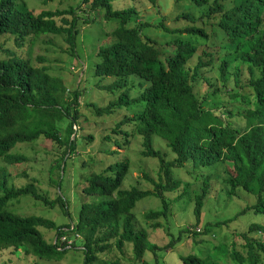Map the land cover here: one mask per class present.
<instances>
[{
  "label": "trees",
  "instance_id": "1",
  "mask_svg": "<svg viewBox=\"0 0 264 264\" xmlns=\"http://www.w3.org/2000/svg\"><path fill=\"white\" fill-rule=\"evenodd\" d=\"M28 1L0 0V162L8 167L21 164L26 158L15 154V148L44 138L55 144L58 153L63 149L56 162L60 170L77 149L75 127L81 114L76 107L82 92L74 87L73 98L67 101V88L49 68L21 56L12 45L21 48L40 37L61 36L75 56L82 27L92 21L78 16L76 8L36 15L27 8ZM113 1L82 0L105 20L118 23L113 32L116 40L99 48L91 67L97 84L118 98L106 108L92 107L100 115L112 114L115 108L132 114L126 115L114 132L125 137L127 147L130 133L122 126H133L132 131L143 138L142 156L158 161L164 183L145 175L151 192L133 189L119 193L130 164H113L106 170L113 176L94 175L83 193L101 199L118 196L98 205H84L76 221L59 224L45 217L22 218L10 211L11 202L30 196L50 210L62 207L70 217L62 197L52 201L40 194L36 180L10 188L8 173L1 168L0 249L18 251L23 247L25 253L46 260H60L69 249H81L85 264H146L147 251L174 248L181 240L179 236L159 248L150 244L148 230L136 231L134 225L136 204L149 197L160 201L161 210L147 214L146 220L168 216L172 202L165 196L182 187V181L173 178V168L185 169L190 175L198 172L196 178L202 181V193L195 194L192 212L196 224L201 222L220 164L230 163L236 173L226 171L222 180L227 196L238 199L241 192L255 201L230 219L205 223L202 232H180L190 233L195 243L208 241L204 237L210 236L213 227L228 225L245 213L264 214V0H173L203 10L199 19L190 14L175 15V24L186 26L174 29L166 27L162 18L156 20V26L139 20L140 13L134 8L115 10ZM147 2L156 6L155 0ZM149 30L168 39L152 38ZM211 71L217 77H211ZM106 78L114 80L107 84ZM203 83L208 85L205 94L199 92ZM154 136L165 142L163 153L153 148ZM115 144L124 146L119 141ZM157 227L158 223L151 225L152 229ZM42 228L55 231V240L48 241ZM249 230L260 238L236 233L241 240L232 241L227 253L233 264H264V224H250ZM62 237L72 239V244H60ZM227 248L225 243L215 245L219 257ZM180 259L186 264H225L195 254Z\"/></svg>",
  "mask_w": 264,
  "mask_h": 264
},
{
  "label": "rangeland",
  "instance_id": "2",
  "mask_svg": "<svg viewBox=\"0 0 264 264\" xmlns=\"http://www.w3.org/2000/svg\"><path fill=\"white\" fill-rule=\"evenodd\" d=\"M155 3L156 6L152 7L147 0H114L113 7L115 10L134 8L140 13L139 20H147L152 26H156V20L162 18L165 26L171 29L186 26L183 22L175 24V15L190 14L195 19H199L203 13L202 9L189 8L191 6L186 1L178 4L173 0H155ZM79 7L81 10L78 9ZM27 8L36 15L48 11H70V9L76 8L78 16L92 22L88 26L82 27L75 56L71 55L69 45L61 36L40 37L21 48L11 44L21 56L30 58L36 65H44L49 68L50 73L59 80L62 86L67 88V101H71L70 99L73 98L72 89L77 86L82 92V98L79 99V106L76 107L81 114L75 127L79 139L77 149L72 159L66 164L63 163L60 170H58L56 162L61 158L63 149L58 153L55 144L44 138L35 144L18 145L15 148V154L26 158L21 164L8 167L6 163L0 162V169L4 168L8 173V187L21 188L36 180L35 185L40 194L46 195L52 201L59 196L62 197L69 209L70 217L64 214L62 207L58 206L54 210H50L30 196L11 202L9 210L22 218L45 217L59 224H70L71 220H77L84 205H98L104 201H112L118 196L114 195L112 198L104 199L87 197L83 193V188L94 175L113 176L112 172H106L107 168L123 161L130 164V171L119 193L130 192L133 189L140 192H151L152 187L145 175L154 181H158L160 178L164 183L161 174H159L158 161L142 156L143 138L132 131L133 126L131 124L122 126V129L130 133V137H128L130 144L127 147L123 144L125 137L121 133L114 132L117 124L124 120L126 115L132 114L115 108L112 114L100 115L94 109V107L106 108L118 98L100 87L97 84L98 77L91 74V67L97 61L99 48L116 40L113 32L118 28L117 21L105 20L102 13L92 11L90 7L82 4V0H31L27 2ZM149 31L152 38L168 39L167 37H157L153 30ZM207 31L211 34V28L208 27ZM217 39L218 35L213 36L212 41ZM209 73L211 77H217L215 71ZM246 77L248 76L246 75ZM113 80L114 78H106L104 82L108 84ZM216 83L221 85L219 80H216ZM207 89L208 85L205 83L199 86L201 94H205ZM93 104L94 107H92ZM89 137H93V139L90 141ZM116 141L124 146L116 145ZM152 144L155 150L163 153L166 144L161 138L154 136ZM111 152L113 153L110 154ZM166 158L172 157L166 156ZM64 164L65 168H63ZM226 171L236 175L230 163L217 166L218 178L217 181H213V190L206 202L200 224H196L192 215L195 194H201L203 188L202 181L196 178L198 172H191V176L185 169H172L173 178L182 181V187L177 193L166 194L165 199L172 202L166 218L157 221L146 220L147 214L161 210L160 201L155 198L149 197L136 204L133 211L135 229L136 231L148 230L151 245L159 248L164 247L171 240L181 237L174 248L157 249L155 252L147 251L144 256L146 264H186L180 259V256L190 254L199 255L205 259L206 257L215 258L218 263L224 261L225 264H233L227 253L231 249L232 241L241 240L236 233L242 232L255 239L260 238V235H253L249 227L250 224L263 225L264 214H254L253 212L241 215L228 225L221 224L213 227L210 236L204 237V240H207L208 237V241L203 243H195L193 236L188 232L180 234L183 230L202 232L205 223L215 224L230 219L242 208L255 204L252 196L246 194L244 196L241 192L238 193V199L233 200L227 196L225 185L222 183L226 177ZM188 185L189 194L185 196L184 190ZM1 195L2 191L0 190ZM180 196L183 198L180 199ZM179 199L180 201L175 203ZM153 223H158L156 229L151 228ZM41 230L48 241L55 240V231H48L44 228ZM222 243L227 244L228 248L226 253L219 257L215 245ZM0 264H85V254L81 249H69L60 260H46L38 258L32 253H25L23 247L18 251L13 248H4L0 249Z\"/></svg>",
  "mask_w": 264,
  "mask_h": 264
},
{
  "label": "built area",
  "instance_id": "3",
  "mask_svg": "<svg viewBox=\"0 0 264 264\" xmlns=\"http://www.w3.org/2000/svg\"><path fill=\"white\" fill-rule=\"evenodd\" d=\"M78 237V236H77ZM64 242H67L68 244H72L73 240L72 239H69L67 237H62L60 239V244L64 243Z\"/></svg>",
  "mask_w": 264,
  "mask_h": 264
}]
</instances>
